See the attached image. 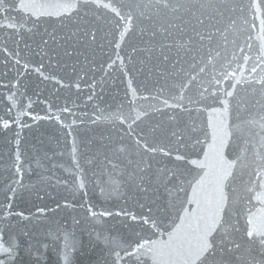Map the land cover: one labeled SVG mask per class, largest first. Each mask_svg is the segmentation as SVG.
Returning <instances> with one entry per match:
<instances>
[{"label":"snow or ice","instance_id":"snow-or-ice-1","mask_svg":"<svg viewBox=\"0 0 264 264\" xmlns=\"http://www.w3.org/2000/svg\"><path fill=\"white\" fill-rule=\"evenodd\" d=\"M199 7L210 8L216 15L200 12L188 20L182 16L161 20V9L171 8L173 13L177 9L190 10L180 0H175V4L169 0H148L147 3L145 0H18L12 8L17 13L26 14L23 23L18 24L13 22L4 0H0L2 19L5 21L0 23V30H11L9 38L15 34L23 39V32L17 31L18 28L36 33L45 25L44 34L48 39L42 40V43L47 46L49 41H57V25L63 28L66 22L75 21V31L70 29L59 39L83 43L90 37V42L94 43L97 40L96 32L100 31L97 25L103 23L106 26L105 35L111 37L107 43L111 46L112 54L108 56L106 67L113 69L117 66L122 74H128L131 89L129 112L133 110L135 101L142 98L155 101L153 112L163 114L165 110H171L173 113L169 118L174 122L173 126L163 128L155 124L147 131L140 127L139 122L147 119L149 112L144 111L141 115L138 109L134 116L123 113L106 116L104 110L100 109V115L91 120L93 124L97 121L109 122L118 132L117 140L121 143L128 141L123 147H114L109 136L107 142L101 144L103 151L100 154L114 170L123 172L127 165H132L129 182L138 181L137 187L145 192L152 179L149 174L152 161L157 155L171 157L176 153L175 159L187 165L183 171L171 170V176H167L170 171L167 168L160 172L161 177L167 179L165 191L171 199H166L155 214L151 207L148 208V215L137 216L123 210L116 213L130 216L141 226L127 239L107 241L110 260L105 259L103 264H148V260L151 264H264V135L260 136V147L251 160L246 155L242 157L230 152L236 134L243 130L242 125L258 124L264 132V0H206ZM153 9L154 12L151 11ZM225 11L238 14L230 19L231 40L226 34L227 29L221 31L212 23L216 16L222 17ZM145 20L149 22L148 25ZM49 27L51 32L48 31ZM134 32H139L141 36L147 32L151 39L146 49L133 47L130 53L145 50L153 56L159 53L156 57L160 61L158 79L153 90L143 97H138L130 68L125 63L126 59L132 60V55H121L126 37ZM217 34L219 39L213 45ZM157 36L160 37L159 43L155 42ZM229 44L232 46L230 59ZM237 51L239 56L236 55ZM73 53L79 54L75 47L72 53L65 54ZM0 54L3 56L0 63L5 67L11 64L10 71L15 74L13 79L0 85L7 90L0 93V110L3 111L0 129L13 131L14 153L10 160L15 177L22 179L28 159L21 133L31 125L23 122L21 117L27 115L33 122L42 119L59 121L65 137L70 138L68 155L72 160V166L67 169L70 180L62 183L71 186L73 195L79 192L82 198L88 197L79 206L92 217L112 216L113 212L107 209L97 211L96 205L91 202L94 193L88 189L90 173L86 165L92 160L82 152V147L88 145L79 138L74 127L77 119L73 118L67 123L62 119L63 113L74 115L72 107L65 105L57 110L59 114L42 117L38 113L24 111L25 107L31 108V97L27 98L26 105L20 103L25 97L21 80L30 72L64 87L72 85L63 84L52 74L46 75L42 58L33 63L21 54L18 46L10 49L7 40L0 48ZM221 60L224 63L218 69L217 64ZM99 68L101 72L105 71L103 64ZM241 85L246 87L241 88ZM95 86V80L88 85L90 88ZM75 88L79 90L81 84L77 82ZM88 98L91 100L92 96ZM242 110L249 112L252 119L241 120ZM194 112L207 114L202 126L197 127L195 119L191 124L181 122V114L193 117ZM79 123L83 124L84 121L80 120ZM125 124L126 128L123 126ZM14 126L18 130H14ZM197 147L199 151H195ZM181 148L186 150L183 154ZM117 154H123L127 165L113 163ZM189 155L195 158L190 159ZM81 156H84L83 164ZM237 169L241 170V175L247 176L246 180L241 181L242 187L235 186ZM21 179L11 178L6 185L7 202L0 206V217L4 221L14 216L25 217L23 211H13L18 190L24 187ZM92 183L95 185L96 181ZM124 183L113 180L109 173L108 185L100 188V194L109 199L121 196ZM169 184L172 185L171 189L168 188ZM37 211L43 213L45 209L38 208ZM22 248L25 246L19 239V233L14 232L8 224L0 228V264H17ZM75 248L76 242L66 235L63 264H74L72 252ZM25 250L31 251L30 248ZM253 251L258 252V256L253 255ZM228 253L239 255L233 261L226 258Z\"/></svg>","mask_w":264,"mask_h":264},{"label":"water","instance_id":"water-1","mask_svg":"<svg viewBox=\"0 0 264 264\" xmlns=\"http://www.w3.org/2000/svg\"><path fill=\"white\" fill-rule=\"evenodd\" d=\"M14 2L18 3V0H4L13 22L23 23L26 14L17 13L12 8ZM147 2L148 0H145V3ZM169 2L175 4V0H169ZM180 2L189 7L190 10L186 12L184 9H177L173 13L171 8L161 9L160 19L182 16L188 20L200 12H204L205 15H216L210 8L201 9L199 7L206 0H180ZM151 11L154 12L155 10ZM236 16L238 14H230L225 11L222 17L216 16V20L212 23L221 31L227 29L226 34L231 40L233 36L230 19L236 18ZM3 22L5 21L2 19V10H0V23ZM75 23V21L66 22V26L63 28L57 25V41L56 43L49 41L47 46L42 43V40L48 39V36L44 34L45 25H42L36 33H28L26 30L18 28L17 31L23 32V39L15 34L9 38L11 30L3 29L0 30V48L4 46L7 40V46L10 49L18 46L21 54L33 63L42 58L46 75L52 74L63 84L72 85L71 87H64L54 80H45L30 72L26 78L21 80L20 86L25 90V97L20 103L26 105L27 98L31 97L32 106L30 109L25 107L24 111L38 113L42 117L53 113L59 114L57 110L65 105L72 107L74 115L63 113L62 119L67 123L76 118L77 124L74 127L79 133V138L88 145L82 147V152L92 160L86 165L90 173L88 189L94 193L91 202L96 205L97 211L107 209L113 212V215L92 217L89 212L79 206L88 197L82 198L79 192L73 195L71 186L62 183V181L70 180L67 169L72 166V160L68 155L70 138L65 137L60 122L47 119L33 122L29 116H22V121L31 125L30 128H25L21 133L26 150L25 154L28 157L25 161L22 179L15 177V170L11 167L10 156L14 153L13 131L0 129V206L7 202L5 197L6 185L11 178L21 179L24 186L18 190L17 197L13 201V211H23L25 217H9L7 221L0 217V228L8 224L14 232L19 233L22 245L31 249V251H26L25 248L21 249L17 264H63L62 251L66 235L76 242L75 251L72 252L74 264H103L105 259L110 260L107 241L127 239L130 235H134L141 226L139 221H132L130 216L117 215L116 213L123 210L137 216L148 215V208L151 207L153 214H155L157 208L162 206L166 199H171L169 193L165 191L167 179L162 178L160 172L167 168L170 170L167 176H171V170L183 171L187 167L183 161L175 159L176 153H173L171 157L157 155L152 161L153 167L149 173L152 179L147 184L148 191L145 192L137 187L138 181L129 182L128 178L133 171V166L127 165L123 154H117V157L113 158V163L127 165L123 172L119 169L114 170L104 160L103 155L100 154L103 151L100 146L107 142V137H112L114 147H123L128 141L119 142L117 130L107 121L91 123L92 119L100 115V109L104 110L106 116L117 113L134 116L137 109L143 115L144 111H148V118L139 122L140 127L144 128L145 131L155 124H159L163 128L173 126L174 122L169 119L173 113L171 110H165L163 114L153 112L152 108L155 101L142 98L135 101L132 106L133 110L129 112L128 101L131 99V89L128 86V74H122V70L117 66H114L113 69L106 67L108 56L112 54L111 46L107 43L111 37L105 35L106 26L103 23L97 25L100 31L96 32L97 40L94 43L90 42V37L83 43L73 39H69L67 42L60 40L59 37L69 33L70 29L75 31L73 27ZM148 23L145 20V24L148 25ZM237 24H239L238 20ZM81 26H83V22H81ZM88 26L91 27V24ZM48 31H52L51 27L48 28ZM150 39L147 32L143 36L139 32H134L126 37V42L122 45L121 55H132V60L126 59L125 63L130 68L134 81L133 87L138 89V97L148 95L154 88L160 66V61L156 58L159 53L157 52L153 56L145 50L132 54L130 49L133 47L146 49ZM218 39L217 34V40L213 42V45ZM155 42H160L159 36L155 38ZM73 47L79 54L66 55V52H73ZM231 50L232 46L229 44V59L231 58ZM45 52L47 55H44ZM236 55H240L239 51L236 52ZM2 58L3 56L0 54V60ZM222 63H224L223 60L217 64L218 69ZM101 64L105 66L104 72L100 71L99 66ZM118 64L119 62H117ZM10 68L11 64L5 67L3 63H0V85L13 79L15 74L10 71ZM93 80L96 82L95 88L88 87ZM77 82L81 84L79 90L75 88ZM240 87L246 86L241 85ZM6 91L5 88L0 87V93ZM89 95L92 96L91 100L88 98ZM241 95L244 93L241 92ZM49 105H51V109H49ZM2 115L3 111L0 110V116ZM240 118L241 120H251L252 116L249 112L242 110ZM180 119L181 122L187 121L188 124H191L192 120L195 119L197 127H200L207 119V114L194 112L193 117L181 114ZM80 120H83L84 123L80 124ZM123 126L127 127L126 124ZM242 128L243 130L236 134L230 152L242 157L246 155L251 160L253 153L260 147L258 141L264 132L261 131L258 124H245L242 125ZM14 130H18V128L14 126ZM185 151L181 148V154ZM195 151H199V148L197 147ZM93 157L94 159H92ZM189 158L195 157L189 155ZM80 159L83 164L84 156H81ZM93 172L95 175H91ZM240 172L241 170L237 169L235 185L237 187H242L241 181L247 179V176L241 175ZM109 173H111L113 180L125 182L121 189L122 195L111 199L100 194V188H106L108 185ZM93 180L96 181L95 185L92 183ZM168 188L171 189L172 185L169 184ZM8 195L11 194L8 193ZM38 208H43L45 211L40 213L37 211ZM238 255V253H228L226 258L235 261ZM253 255L258 256V252L253 251ZM144 259L148 258L145 257ZM148 264H151L150 260H148Z\"/></svg>","mask_w":264,"mask_h":264}]
</instances>
